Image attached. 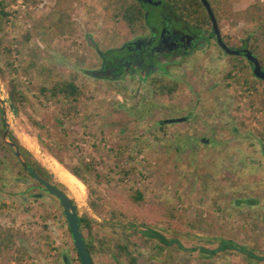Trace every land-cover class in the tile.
Here are the masks:
<instances>
[{"label":"rangeland","instance_id":"1","mask_svg":"<svg viewBox=\"0 0 264 264\" xmlns=\"http://www.w3.org/2000/svg\"><path fill=\"white\" fill-rule=\"evenodd\" d=\"M14 1L4 0L6 16L0 17V41L10 47L0 48V99L7 137L65 187L78 215L92 220V238L134 230L130 240L139 247L138 264H264L237 250L210 258L187 251L212 250L226 240L264 256V82L249 69L241 71L211 43L163 78L178 88L172 100L162 103L154 99L150 82L111 83L86 74L96 69L98 60V52L87 46V36L100 52L130 37L125 24L115 18L117 0H78L69 12L74 34L57 32L63 28L57 23L58 0H44L42 8H37L39 0H27L33 9L9 18ZM253 5L264 14V0H230L231 16L218 27L230 47H239L254 30V24L240 16ZM144 9L151 18L155 11ZM27 34L28 41L23 39ZM72 77L80 96L39 95L40 88L53 80ZM12 87L29 98L27 113L44 128L37 129L28 115L8 107ZM185 116L189 117L181 123L159 125ZM1 119L0 104V196H5L0 197V231L11 230L17 236L9 249L0 248V264H10L14 257L17 264L25 258L39 264H79L55 198L25 187L19 211L11 210L14 201H6L16 193L12 188H18L13 179H31L3 142ZM200 138L207 143H200ZM48 148L70 165L93 166L89 190ZM136 191L143 194L137 204L131 200ZM37 194L43 197L34 201ZM89 200L101 215L90 209ZM111 214L118 220L111 221ZM146 228L168 241H179L184 249L146 239L140 233ZM82 235L88 238L86 230ZM95 262L109 264L103 253Z\"/></svg>","mask_w":264,"mask_h":264},{"label":"trees","instance_id":"2","mask_svg":"<svg viewBox=\"0 0 264 264\" xmlns=\"http://www.w3.org/2000/svg\"><path fill=\"white\" fill-rule=\"evenodd\" d=\"M27 1V0H26ZM44 0H39L40 4ZM162 5L167 6L171 9L173 14L180 16L188 24L197 26L203 31L207 32L211 30L210 18L207 15L205 9L202 7L200 0H160ZM78 0H58L55 6V11L58 13L57 23L63 28H59L57 32L68 34H74L73 24L70 20V9L73 4L77 3ZM210 8L213 12L214 19L218 27H220V21L224 17L231 16L230 13V0H208ZM4 0H0V17L6 16L3 12ZM146 13L144 7L135 0H117L116 1V12L115 18L120 19L127 27L130 34L138 33V31L143 30L144 14ZM242 19L249 21L254 24V30L249 34V38L244 42V47L256 58L261 69L264 70V14L261 7L253 5L247 8L245 11L240 13ZM29 34L23 37L24 40L28 41ZM225 41V38H223ZM226 44L229 46L227 41ZM0 48L6 51L10 50L9 46H5L0 41ZM232 60L235 66L238 65L240 70L249 69L252 70L251 63L245 60L241 55L239 56H228ZM226 76H230L226 74ZM150 86L152 87V95L154 99L166 103L173 99L178 88V84L175 82L165 81L163 78H155L150 80ZM39 95L43 98H55L57 96H63L64 98H76L80 96L79 88L76 84V78L71 79H57L53 80V83L49 87H42L39 90ZM9 96L11 98V110L13 113H18L19 111L24 112L26 115L27 109L29 108L30 102L29 98L20 92L16 87H12L9 91ZM28 119L37 129H42L44 126L40 121L28 115ZM2 127L4 128V121L1 119ZM59 128V124H56ZM13 142L18 146L19 152L26 162V164L33 169L42 179L47 182L56 185L62 191H65V187L55 182L54 177L45 168H43L37 161H35L30 153L25 150L14 138ZM49 153L61 164L72 176L79 180L88 190H89V179L93 173V166L85 163H77L70 165L61 156L58 151L53 148H48ZM264 153V148H263ZM18 166L26 173V175L33 179L26 170L18 163ZM90 196V193H89ZM143 199V194L139 191L134 192L131 200L134 203H139ZM38 201L39 199H33ZM74 203V201L72 200ZM90 209L98 214L101 213L97 210V206L94 202L89 200ZM106 219V218H103ZM113 219V220H111ZM111 221L118 220L114 214H111ZM80 232L84 230L88 233V238H84L87 250L90 254L93 264H96L95 259L100 256L101 253L106 255L109 264H115L114 259L119 264H138L140 251L136 243L131 242L130 237L136 232L134 230L122 229L120 232L108 233L100 237L96 235L92 238L91 228L92 220L86 216H79ZM67 229V226H66ZM68 231V229H67ZM141 235L146 239H156L159 243L165 246H172L173 244L178 247V249L183 250L184 248L177 240H166V238L159 232L152 229H144ZM17 234L11 230L0 231V248L9 249L15 242ZM227 250H237L243 256L253 259L256 262L264 261V256H256L251 251L244 246L234 245L233 242L221 240L219 246L212 250H207L204 248H191L187 251L195 252L197 251L200 255L204 257H214L218 252H224ZM77 262L79 263L78 257ZM64 264H67L64 262ZM80 264V263H79Z\"/></svg>","mask_w":264,"mask_h":264},{"label":"flooded vegetation","instance_id":"3","mask_svg":"<svg viewBox=\"0 0 264 264\" xmlns=\"http://www.w3.org/2000/svg\"><path fill=\"white\" fill-rule=\"evenodd\" d=\"M152 2L153 4L140 3L144 8H152L155 11L152 12L151 18L149 13L144 14L143 30L130 34L128 39L117 46L103 52L97 51V67L90 71L95 72L93 78L111 83L126 79L137 83H149L152 78H164L171 69L177 70L176 64L181 65L190 55L204 51L211 43L223 53L216 43L212 26L210 31L205 32L173 14L169 7L162 5V1L152 0ZM157 2L159 3L156 4ZM223 42L226 44L224 40ZM243 48H245L244 42L236 49ZM224 56L228 55L224 54ZM188 117L180 118H185L186 121ZM198 141L207 143L208 140L200 138ZM262 155L264 156L263 151ZM13 181L24 185L27 190L34 189L46 194L34 179H13Z\"/></svg>","mask_w":264,"mask_h":264},{"label":"water","instance_id":"4","mask_svg":"<svg viewBox=\"0 0 264 264\" xmlns=\"http://www.w3.org/2000/svg\"><path fill=\"white\" fill-rule=\"evenodd\" d=\"M139 3L143 4H153L152 0H135ZM157 2L156 4H158ZM200 3L202 7L205 9L207 15L210 18L211 26L213 34L216 38V43L220 47V49L223 51L224 54L228 56H239L242 55L246 61L251 63L252 67V75L264 82V70L261 69L258 61L256 58L246 49H236L232 47H228L222 40V36L220 33V30L218 28V25L216 23V20L214 19L213 12L210 8L208 0H200ZM86 43L87 46L94 48L97 51V45L93 42L91 36L86 37ZM86 74H90L92 77L95 76V72L86 71ZM1 104V112L3 114V120L5 123V129L2 133V140L3 142L9 146L12 149V154L17 160V162L26 170V172L36 181L38 182L43 190L46 192L47 195L55 198L60 207L62 214L64 216L67 229L70 234V238L72 241V244L74 246V249L77 253V257L80 264H93L90 254L87 250L84 238L82 233L80 232V225H79V215L77 213V209L75 204L72 202V199L61 189H59L56 185H53L46 180L42 179L33 169H31L24 159L22 158L18 146L8 139L7 133H8V123L5 121L6 113L4 109V105L2 106V100L0 99ZM11 109V106H8ZM185 120V118H173V119H166L159 122V125H167V124H173V123H181ZM33 198H41V194L33 195Z\"/></svg>","mask_w":264,"mask_h":264},{"label":"built area","instance_id":"5","mask_svg":"<svg viewBox=\"0 0 264 264\" xmlns=\"http://www.w3.org/2000/svg\"><path fill=\"white\" fill-rule=\"evenodd\" d=\"M45 2L43 1V3H41L40 5L37 6L41 7ZM33 7H31L26 0H15L14 4L11 5L10 10H8V13L10 14L9 18L12 17H21L22 14H24L25 12H28L30 10H32ZM17 258L14 257L11 260L10 264H17ZM21 264H39L38 261L34 258H25L24 260L21 261Z\"/></svg>","mask_w":264,"mask_h":264},{"label":"crops","instance_id":"6","mask_svg":"<svg viewBox=\"0 0 264 264\" xmlns=\"http://www.w3.org/2000/svg\"><path fill=\"white\" fill-rule=\"evenodd\" d=\"M45 2V1H44ZM87 5H89L90 7H93V4L91 3L90 4V2L89 3H87ZM41 8H42V6H41ZM94 9H96L97 8V6H94L93 7ZM37 12L36 13H39V11L38 10H36ZM98 11H101L102 12V10H98ZM105 15V14H104ZM109 15V13L107 12V14H106V16H108ZM109 48H111V47H107V49H109ZM17 186V185H16ZM22 186V187H21ZM24 187V188H23ZM12 189H14L13 190V192H11V193H14V191L16 192V193H14V194H11L10 196H8V197H6V201L8 202V203H11L12 201H14L15 202V204H14V208H12V206H9L10 208H12L11 210H13V209H17V208H20V205H17V204H21V203H24L25 202V195H22V193L21 192H23L24 190H25V186L24 185H22V184H20V183H18V188L17 187H13ZM0 197H5L3 194L0 196ZM17 211H19L18 209H17Z\"/></svg>","mask_w":264,"mask_h":264},{"label":"bare ground","instance_id":"7","mask_svg":"<svg viewBox=\"0 0 264 264\" xmlns=\"http://www.w3.org/2000/svg\"><path fill=\"white\" fill-rule=\"evenodd\" d=\"M59 169L62 170V173L65 174V176L72 177L68 172H66L61 166H59ZM73 178V177H72Z\"/></svg>","mask_w":264,"mask_h":264}]
</instances>
